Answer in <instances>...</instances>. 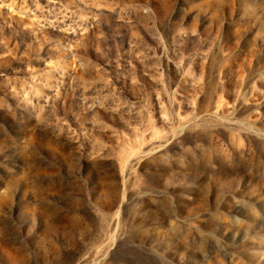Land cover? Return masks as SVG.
<instances>
[{
	"label": "rangeland",
	"instance_id": "1",
	"mask_svg": "<svg viewBox=\"0 0 264 264\" xmlns=\"http://www.w3.org/2000/svg\"><path fill=\"white\" fill-rule=\"evenodd\" d=\"M0 264H264V0H0Z\"/></svg>",
	"mask_w": 264,
	"mask_h": 264
}]
</instances>
